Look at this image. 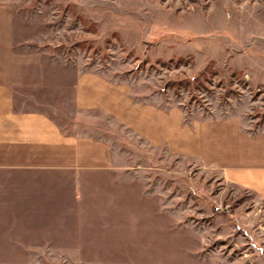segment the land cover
Instances as JSON below:
<instances>
[{
  "label": "rangeland",
  "instance_id": "374dc122",
  "mask_svg": "<svg viewBox=\"0 0 264 264\" xmlns=\"http://www.w3.org/2000/svg\"><path fill=\"white\" fill-rule=\"evenodd\" d=\"M1 6L0 69L17 101L70 116L74 86L93 72L124 102L118 118L139 130L144 118L151 140L116 120L113 146L135 147L117 159L125 170L1 172L6 198L30 200L44 179L63 204L42 221L34 204L11 205L32 213L0 219V264H264V199L231 180L228 137L200 140L204 120L264 137V0Z\"/></svg>",
  "mask_w": 264,
  "mask_h": 264
},
{
  "label": "crops",
  "instance_id": "0c3cea01",
  "mask_svg": "<svg viewBox=\"0 0 264 264\" xmlns=\"http://www.w3.org/2000/svg\"><path fill=\"white\" fill-rule=\"evenodd\" d=\"M1 10L6 14L5 7L1 6L0 13ZM86 73L93 72L81 73L74 86L71 99L73 113L69 116L64 110H55L56 114L49 108H38L35 104L34 109H31L27 100L23 99L18 100L23 102L20 104L8 84L7 70L0 69V173L8 170L57 174L80 173L83 170H125L123 166L126 161L120 164L117 159L125 156L122 150L132 153L135 147L128 142V145L122 144L121 150L113 146L112 141L116 140L117 135L108 136V133L116 132L107 124L118 121L126 128L130 127V123H124L128 121V116L124 121L117 116L116 107L124 102L119 101L117 92H103L102 88L108 89L109 86L97 76ZM143 122L142 129L130 127V131L143 142L149 143L150 123L144 118ZM141 123L138 122L139 125ZM235 124L237 126L232 130L230 126ZM159 128H162V122ZM155 135L154 142L162 140L161 132ZM195 135H198L197 132ZM224 137H228L233 145L231 161L220 155L230 174L234 173L230 179L258 191L264 199V137L257 139L244 133L237 120L216 125L206 120L202 122L200 140L204 143V140L214 143ZM51 188L54 187L47 180H34V188L31 187L27 195H31L30 200L8 199L5 197L10 195L7 186L0 182V219H8L6 215L10 213L16 216L32 213L26 208L11 207L19 203L21 206L34 204V221L50 220L56 214V207L63 204L61 199H55L56 192Z\"/></svg>",
  "mask_w": 264,
  "mask_h": 264
}]
</instances>
